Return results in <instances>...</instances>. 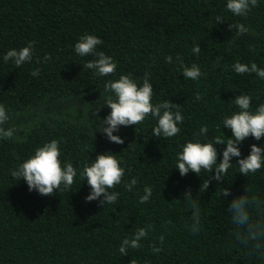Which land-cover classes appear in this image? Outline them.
I'll list each match as a JSON object with an SVG mask.
<instances>
[{
    "label": "trees",
    "instance_id": "trees-1",
    "mask_svg": "<svg viewBox=\"0 0 264 264\" xmlns=\"http://www.w3.org/2000/svg\"><path fill=\"white\" fill-rule=\"evenodd\" d=\"M227 0H0V104L9 114L5 127L22 129L21 140H0V264H264V255L250 253L235 241L228 203L247 194L264 201V168L245 177L236 158L224 181L202 182L213 173L202 171L181 177L175 168L176 153L194 133L207 125V139L231 137L221 125L225 115L238 111L233 101L240 94L252 96V108L264 103V80L255 74H236L232 65L256 62L264 68V0L247 17L233 16ZM225 21L216 24L215 17ZM243 23L249 33L235 37L229 24ZM91 34L97 46L117 64L116 75L97 77L83 69L92 56L75 54L79 37ZM235 37V39H233ZM34 41L32 63L16 67L3 56ZM194 44L199 55L192 53ZM254 46L255 51H250ZM51 56L43 62L45 54ZM171 56L172 63L165 57ZM179 56V61L177 60ZM39 57L41 63H36ZM218 57H221L218 61ZM197 64L204 74L198 80L183 78L181 65ZM40 68V75L31 71ZM150 72L153 104L168 99L180 104L181 132L169 139L152 136L155 120L121 127L123 144L109 142L95 129L110 111L104 106L107 80L131 74L138 82ZM202 96L196 100V95ZM102 107V108H100ZM97 116L95 110L99 109ZM24 129L27 132L23 131ZM52 139L60 141L61 160L78 169L70 191L51 197L29 192L26 183L14 179L15 169L34 149ZM264 146V138L252 137L239 147L246 157L251 144ZM226 145H215L219 153ZM91 147V151H90ZM110 152L125 167V177L111 191L119 192L115 204L98 207L85 202L90 188L79 175L83 163ZM129 169L131 171H129ZM138 180L129 192L124 184ZM145 186L152 188L149 202L141 204ZM227 188L230 195L222 197ZM201 211V230L190 231V202ZM255 216L256 213L253 212ZM152 225L139 249L123 256L118 248L136 229ZM164 236V243L158 237ZM162 248L153 253L150 245Z\"/></svg>",
    "mask_w": 264,
    "mask_h": 264
},
{
    "label": "clouds",
    "instance_id": "clouds-1",
    "mask_svg": "<svg viewBox=\"0 0 264 264\" xmlns=\"http://www.w3.org/2000/svg\"><path fill=\"white\" fill-rule=\"evenodd\" d=\"M259 0H227L226 9L233 16L247 17L253 8L258 7ZM225 19L217 15L216 24L223 23ZM229 31L235 29V37L249 33L251 29L243 23L229 24ZM233 37V39H235ZM34 41H30L20 49L12 48L3 56L5 63L10 60L16 67H21L26 63L33 62ZM103 41L97 36L84 34L79 37L74 45V52L78 56H92L94 59L87 60L82 66L83 69L92 70L97 77H108L116 75L117 64L112 57L102 51H97V46ZM201 49L198 44L192 47V53L199 55ZM250 51H255L254 46H250ZM179 56L177 60L179 61ZM222 59L218 57V61ZM51 60L49 54H45L43 62ZM166 63H172V57H165ZM36 63H41L39 57ZM182 75L185 79L198 80L202 75L200 67L193 63L190 67L181 65ZM232 70L239 75L255 74L260 80H264V68L259 67L256 62L241 63L239 61L232 65ZM33 77L40 75V68L31 71ZM150 72H145L138 82L131 74H121L118 79L107 80L103 85L104 106L110 111L101 120L99 131L106 139L115 144H123L124 140L118 133L120 128L136 126L142 124L146 119L155 120V125L151 129L152 136L162 139H169L177 136L181 132L180 124L184 121V116L180 104H174L166 99L163 102L153 104V88L150 83ZM196 100H201L202 96L196 95ZM252 96L240 94L233 101L238 111L225 115L221 125L230 129L231 137L225 140L222 136H214L207 139L209 128L202 125L197 133H194L193 140L186 141L180 146L176 153L175 168L181 177L190 172L200 176L202 171L214 174L201 183L199 191L205 192L211 181H224V176L233 166L232 160L236 158V165L239 173L245 177L259 172L264 168V146L251 144L250 151L246 157L241 158L239 145L247 138L252 137L255 141L264 138V103H260L255 109L252 108ZM100 107V108H102ZM97 109L94 115L97 116ZM10 117L6 107L0 104V140H21L23 137L16 135L22 129L15 126L5 127ZM23 131L27 132L26 129ZM215 145H226L219 153L220 160L217 163L218 152ZM90 147V151H91ZM129 171H131L129 169ZM11 176L26 183L28 191L35 190L41 196L51 197L59 191H70L75 183L78 169L70 161L61 160L60 141L52 139L44 142L42 146L34 149L33 154L28 156L15 169L10 170ZM80 178L89 186L90 192L85 197V202L96 201L98 207L108 204H115L119 198V192L111 191L120 185L125 177V167H121L120 160L110 153L97 154L91 163H83L79 170ZM138 183L137 178L131 177L124 187L131 192ZM249 189L245 188L244 194L233 197L228 203V212L231 216V223L234 225L235 241L242 247L248 248L250 253H260L264 255V201L256 195L247 194ZM184 200L190 202L192 234H198L201 230V211L198 202L192 199L191 190L184 192ZM220 195L227 197L230 191L227 188L221 190ZM152 197V188L145 186L143 195L140 196L141 204L147 203ZM253 212L256 215H253ZM152 225L136 229L131 237H125L118 251L121 255L127 256L129 249H139L141 241L148 237ZM159 243H164V236L158 237ZM153 253L162 251L154 242L150 245ZM134 264V262H132Z\"/></svg>",
    "mask_w": 264,
    "mask_h": 264
}]
</instances>
